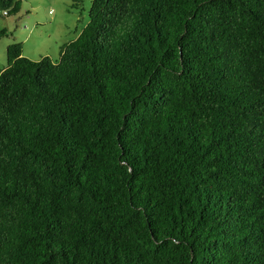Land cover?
<instances>
[{
	"label": "trees",
	"instance_id": "trees-1",
	"mask_svg": "<svg viewBox=\"0 0 264 264\" xmlns=\"http://www.w3.org/2000/svg\"><path fill=\"white\" fill-rule=\"evenodd\" d=\"M0 264H264V0H92L57 60L7 45Z\"/></svg>",
	"mask_w": 264,
	"mask_h": 264
},
{
	"label": "rangeland",
	"instance_id": "rangeland-1",
	"mask_svg": "<svg viewBox=\"0 0 264 264\" xmlns=\"http://www.w3.org/2000/svg\"><path fill=\"white\" fill-rule=\"evenodd\" d=\"M92 0H21L15 15L0 10V29L7 35L0 39V70L6 66V47L22 43V55L39 60L49 56L57 60L60 46L76 38L89 20Z\"/></svg>",
	"mask_w": 264,
	"mask_h": 264
},
{
	"label": "built area",
	"instance_id": "built-area-1",
	"mask_svg": "<svg viewBox=\"0 0 264 264\" xmlns=\"http://www.w3.org/2000/svg\"><path fill=\"white\" fill-rule=\"evenodd\" d=\"M6 14V11H4V15Z\"/></svg>",
	"mask_w": 264,
	"mask_h": 264
},
{
	"label": "crops",
	"instance_id": "crops-1",
	"mask_svg": "<svg viewBox=\"0 0 264 264\" xmlns=\"http://www.w3.org/2000/svg\"><path fill=\"white\" fill-rule=\"evenodd\" d=\"M81 30H82V29H81ZM79 33H80V32H79ZM79 33H78V34H79ZM78 34H77V36H78ZM77 36H76V37H77Z\"/></svg>",
	"mask_w": 264,
	"mask_h": 264
}]
</instances>
